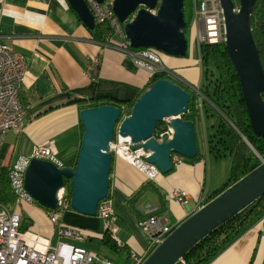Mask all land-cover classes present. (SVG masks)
<instances>
[{"label":"crops","instance_id":"0c3cea01","mask_svg":"<svg viewBox=\"0 0 264 264\" xmlns=\"http://www.w3.org/2000/svg\"><path fill=\"white\" fill-rule=\"evenodd\" d=\"M0 37L26 59L27 72L21 99L29 108L22 129L9 132L4 140L0 151V170H11L19 158L29 157L36 146L46 141L55 142L63 168L74 169L84 134L80 112L88 108L92 99L136 101L155 76L139 67L130 54L104 48L95 41L69 0H0ZM196 45L194 51L193 44L191 46L189 42L185 59L167 57L163 59L164 63L161 61L170 72L172 81L187 91L192 90L194 85L201 87L203 84L202 64L199 63L201 77L198 83L195 79L198 74L196 64H190L199 62L201 58L200 48ZM95 59L100 60L96 69L92 64ZM202 115L201 118L206 116L211 121L204 107ZM196 127L197 159L174 165L172 172L159 173L155 181H149L137 168L113 156L109 195L118 218L119 232L117 240H112L120 251L127 254L130 264L133 255L143 256L149 251L150 244L139 226L140 220L162 216L173 228H177L208 204L229 177L232 159L228 152L222 148L223 155L219 157L209 153L207 143L214 133L212 126L211 132L206 135L207 143L198 123ZM147 185L148 189L130 205L135 194ZM175 189L187 194V206L167 200V194ZM34 205L23 203L15 210L20 215L26 213L34 217L37 214L43 219L46 214L40 216L39 208ZM39 217L35 225L33 219H29L34 227L27 231L56 245L58 229L51 222L39 223ZM59 220L69 226L83 228L85 233L107 231L105 222L98 216L92 218L67 211ZM263 220L210 264H264ZM73 241L69 240L70 243ZM74 243L101 255L98 245L87 239Z\"/></svg>","mask_w":264,"mask_h":264},{"label":"water","instance_id":"95a60500","mask_svg":"<svg viewBox=\"0 0 264 264\" xmlns=\"http://www.w3.org/2000/svg\"><path fill=\"white\" fill-rule=\"evenodd\" d=\"M103 3L105 0H98ZM186 0H112L115 16L124 25L131 48L155 49L173 57H187L185 33ZM259 0H221L230 61L239 77L242 96L253 132L264 139V68L256 45L251 17ZM89 30L96 28L85 0H69ZM238 4V5H237ZM191 94L169 79H161L146 90L123 117L114 105L80 112L84 129L76 167L59 168L32 160L25 175L28 194L42 207L58 210L59 192L71 180V209L83 216L97 217L102 201L109 197L113 163L111 144L115 137L131 139L134 149L149 151L146 161L160 173L169 174L172 155L194 160L199 154L196 124L182 119L189 113ZM169 120L172 137L159 139L158 124ZM168 130L165 125L162 133ZM249 174L211 200L177 227L143 264H178L201 241L264 196V160Z\"/></svg>","mask_w":264,"mask_h":264},{"label":"built area","instance_id":"2783aa9c","mask_svg":"<svg viewBox=\"0 0 264 264\" xmlns=\"http://www.w3.org/2000/svg\"><path fill=\"white\" fill-rule=\"evenodd\" d=\"M192 1L194 25L197 31L196 43L199 48L205 44L225 43V17L221 0ZM85 2L94 16L96 25L106 26L110 29L107 40L101 43L104 48H113L130 54L139 67L153 75L166 73L171 76L170 72L163 67L157 50L131 48L124 31V25L114 14L112 0H105L103 3L98 0H85ZM117 38L120 41L116 42ZM199 63L202 64L201 58ZM92 64L96 69L100 60L95 59ZM26 72L25 57L13 51L6 42L1 41L0 37V151L7 134L11 131L21 130L28 116V109L21 99V89ZM192 89L196 98L195 107L202 117L206 98L202 94L200 86H194ZM165 125L168 126V130L159 135L160 140L172 137L169 120ZM134 146L131 139H122L116 136L111 144L112 154L144 173L149 181H155L160 171L155 165L146 161L151 153L143 148L135 150ZM171 159L173 165H179L186 161L184 157L177 154H173ZM32 160L47 161L63 168L57 155L55 142L46 141L36 146L29 157L19 158L10 170L9 182L15 201L12 206L0 203V264H116L74 243L85 241L86 236L77 228L63 226L59 221L60 214L56 211L51 213V221L58 226L59 230V240L56 245H51L37 234L21 230V215L15 208L23 203H36L25 188V175ZM65 194L66 188L64 187L58 195V209L67 210L71 207ZM167 200L169 202L178 201L183 206L189 204L187 194L176 189L167 194ZM98 217L105 222L106 230L111 238L117 240L118 218L109 197L100 203ZM139 226L146 235L150 244L149 251L152 252L176 229L170 225L167 218L162 216H151L139 222ZM262 231L264 233V220ZM69 240L74 241L70 243ZM149 251L143 256H130L131 264H143L150 255ZM181 262L184 263L183 260Z\"/></svg>","mask_w":264,"mask_h":264},{"label":"trees","instance_id":"16d2710c","mask_svg":"<svg viewBox=\"0 0 264 264\" xmlns=\"http://www.w3.org/2000/svg\"><path fill=\"white\" fill-rule=\"evenodd\" d=\"M185 10L187 23L185 33L188 38L190 26L192 25L193 29L195 27L192 0L185 1ZM251 26L264 68V0H259L256 4L251 17ZM89 31L93 35V39L99 43H104L110 35V29L106 26L97 25L94 30ZM200 56L203 67V84L201 86V92L206 98L204 110L207 111L209 118L218 117L217 120L215 119L212 123L214 133L208 141L209 153L213 154L215 157L222 156L221 147L225 152H228L232 159L229 177L221 188L212 195L213 200L248 175L250 168L254 164L261 165L262 162L259 156L264 160V139L257 136L251 128L246 105L242 96L239 77L230 61L225 43L201 45ZM161 79L172 80V78L166 73L157 74L152 78L146 90ZM91 102L92 103L86 109L101 107L104 105H114L122 109L124 117V115L128 116L130 114L136 101L119 102L112 99H92ZM195 103L196 98L191 94V101L189 103L190 111L188 114L182 116V119L197 124L201 119V113L197 111ZM25 106L29 109L27 105ZM165 124L166 122L158 124L159 135L162 134L161 130ZM9 173L10 169L0 170V203L12 206L15 197L10 187ZM148 187V185L143 186L140 191L135 194L129 204L131 205L136 201L141 193L148 189ZM65 188V198L67 201H70L72 192L71 180L66 181ZM47 211L50 214L51 219L52 211L48 209ZM67 211L73 210L69 207L67 210L58 209L56 213H59L61 216ZM263 218L264 196L258 201L256 206L252 205L245 209L229 222L207 236L183 258L184 263L180 261L178 264H210L256 223L263 220ZM141 221L143 220H140L139 222ZM53 225L58 229V226L55 224ZM62 225L65 227H72L65 223H62ZM77 229L86 236V239L89 242L97 244L101 246V248H106L107 250L120 252L115 246L116 244L114 245V241L107 231H105V233L95 234L85 233L83 228ZM101 255L105 256V254ZM105 258L110 260L107 255Z\"/></svg>","mask_w":264,"mask_h":264},{"label":"rangeland","instance_id":"374dc122","mask_svg":"<svg viewBox=\"0 0 264 264\" xmlns=\"http://www.w3.org/2000/svg\"><path fill=\"white\" fill-rule=\"evenodd\" d=\"M194 30H195V27L193 29L192 28V25H191L190 28H189V31H188V41L190 42V45L191 46L193 44L192 48L195 51L196 50L195 45H196V42H197V31L196 30L194 31ZM157 53H158V55L160 57V60L163 63H164V60L163 59L164 58H167V57L168 58H171V59H176V60H182L181 58H183V57H177V58H175L173 56H169V55L164 54V53H161L159 51H157ZM183 59H185V58H183ZM190 64H196L195 66L197 68L198 74L196 75L195 79L197 80V83H198L199 80H200V77H201V68H200L199 62H197V63H190ZM168 76L170 77V75H168ZM188 91H189L190 94L194 95L193 89L191 90V88H190V89H188ZM217 118H218L217 116L216 117H213L211 119V121L213 122L215 119L217 120ZM211 121H209L206 116L203 117L200 121H198V125H200V130L201 131H204V133H205V136L204 137H205L206 143H207V140H208V138L206 137V135L211 132V130H210V127L212 126V122ZM200 130H199V139L201 138V136H200L201 135V131ZM220 149H222V148L220 147ZM34 206L37 207V208H39V210L41 212V215L40 216H42V215L44 216L45 214H46V216L43 217V219H40V217L37 214H35L34 217H32V216H30V214H26V213L24 215L21 214L22 215V230H32L33 227H34V225H35V223H36V221H37V219H36L37 217H39V219H40V220L38 219V222L39 223H42L43 224L44 222H47V223L50 224L51 219H50V214L48 213L47 209L44 208V207H42L39 203H36ZM30 218L33 219L34 225H31L30 220H29ZM119 237L122 238V236H119ZM54 240H53V242H54ZM98 247L100 249L99 252L101 254L107 255L116 264H130V260L127 257V254H125L124 252H122V251L116 252V251L107 250L106 248H101V246H99V245H98Z\"/></svg>","mask_w":264,"mask_h":264}]
</instances>
